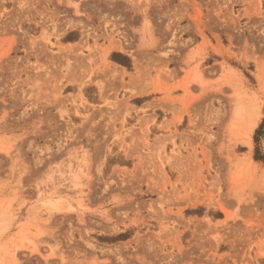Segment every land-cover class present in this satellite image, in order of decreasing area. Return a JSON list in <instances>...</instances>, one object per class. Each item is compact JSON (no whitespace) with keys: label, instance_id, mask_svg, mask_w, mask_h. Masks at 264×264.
<instances>
[{"label":"rangeland","instance_id":"obj_1","mask_svg":"<svg viewBox=\"0 0 264 264\" xmlns=\"http://www.w3.org/2000/svg\"><path fill=\"white\" fill-rule=\"evenodd\" d=\"M65 1L0 0V264H264V1Z\"/></svg>","mask_w":264,"mask_h":264},{"label":"bare ground","instance_id":"obj_2","mask_svg":"<svg viewBox=\"0 0 264 264\" xmlns=\"http://www.w3.org/2000/svg\"><path fill=\"white\" fill-rule=\"evenodd\" d=\"M112 1H114V0H112ZM66 2H68L69 4L74 3L73 1L71 2V0H67V1H65V3ZM76 4H77V1H76V3L73 4V6H75V8L78 7ZM74 10H76V9H74ZM137 20H138L137 25H138V28H140V30L138 31L137 27L134 26V28L136 27V30H137L134 32V34H137V36L136 35L135 36L138 39L139 44H141L140 45L141 47L149 48L151 45L154 44V26L151 23L150 15L148 12H141V15H139V19H137ZM133 30L134 29L132 27V32H131L132 34H133ZM133 43H135V42H133ZM255 114H256V112L255 113L252 112V115H255ZM255 116L257 118L259 116V113L257 112V115H255ZM251 117L252 116H250V118ZM256 118L255 117L251 118L248 121V123L245 125L244 132L250 133L252 131V129L256 123ZM64 155L65 156L61 161H58L60 157H58V159H53V162L50 163L49 165H47V167H45L42 174L40 176H37L34 178V179H36V181L37 180L39 181L42 178H44V180L46 179L45 181H47V182L44 181L40 185L37 184L35 191L37 192L36 197L40 200V201L39 200L38 201L40 202L41 206L43 208H45V210H47V212L49 214H53L55 212L57 213V211H59V209H63V208L68 209L70 206V202L68 200L69 192L73 190V189H69L67 186H63V185L59 184V180H63V177H61L60 179H57V180L54 179V177H53V171L54 170L62 169L63 171L64 170L68 171L70 173V174H68V176H70L68 178L71 180V183H73V185L80 184L81 182H83L87 178L86 173L88 172V168L90 165V156H89V152L87 151V148L84 149V148H81V147L74 145V146H71L68 149H66L64 152ZM58 163H63L62 168H59L60 164H58ZM24 169L25 168H23L22 171H19L17 173V174H19L17 176L19 178V179H17V180H19V182H18L19 184H20V181L22 180V178L24 177V175L27 174V170H24ZM18 170H21V169H18ZM78 188H80V187H78ZM221 203H223V202H221ZM77 204L82 205L83 203L81 201H79ZM220 208H222V210L225 212V214L227 216L225 218L229 219V217L231 215L228 214V210L224 206V204L220 205Z\"/></svg>","mask_w":264,"mask_h":264},{"label":"trees","instance_id":"obj_3","mask_svg":"<svg viewBox=\"0 0 264 264\" xmlns=\"http://www.w3.org/2000/svg\"><path fill=\"white\" fill-rule=\"evenodd\" d=\"M264 1V0H263ZM110 59L113 60L114 62L122 65V66H125L126 68H130V61H129V58L125 55H122L120 53H112L110 55ZM262 119L260 121V123L258 124L257 128L255 129L254 131V140L257 141V135L264 129V107H263V110H262ZM253 158L255 160H261L264 162V157H262L259 153H258V150L256 148V151L254 153V156Z\"/></svg>","mask_w":264,"mask_h":264}]
</instances>
